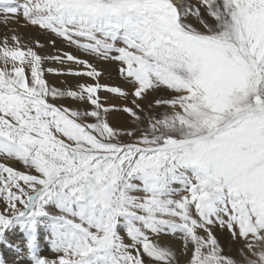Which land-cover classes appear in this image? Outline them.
Returning <instances> with one entry per match:
<instances>
[{
    "label": "snow or ice",
    "instance_id": "6c2138e0",
    "mask_svg": "<svg viewBox=\"0 0 264 264\" xmlns=\"http://www.w3.org/2000/svg\"><path fill=\"white\" fill-rule=\"evenodd\" d=\"M0 13L48 37H0V264H264V0Z\"/></svg>",
    "mask_w": 264,
    "mask_h": 264
},
{
    "label": "bare ground",
    "instance_id": "6f19581e",
    "mask_svg": "<svg viewBox=\"0 0 264 264\" xmlns=\"http://www.w3.org/2000/svg\"><path fill=\"white\" fill-rule=\"evenodd\" d=\"M12 28L17 29V33L19 35L23 36L26 40L31 39V38H35V39H39L43 43L48 42V37L46 35H42L38 30L33 29L31 27L25 28V27H21L19 25L12 24V23H9L7 26H5L4 15L2 13H0V37L4 36L5 34L11 35L12 34L11 29ZM62 47H63V51H65V52H71L73 54L80 55L82 58H87L84 56V54L79 53L74 47H69L67 45H63ZM47 53H54V49H52L50 47L46 48L44 50L43 54H47ZM98 63H99V66L101 68H103L104 72H105V78L101 81L102 83L113 85V86L119 85L123 88L130 90L131 86L127 85L122 80V78L118 75L117 66L115 64H108V63H103V62H98ZM48 66H51L54 68L62 67L58 64L51 63V62L46 64V67H48ZM63 67L66 70L67 66H63ZM46 78L50 84H52L53 86H56L58 88H62V89L66 88L68 86H76L80 82H89V83L91 82L89 80L78 81L76 78H73L71 76H56L54 74H46ZM107 95H109V94L103 93V92L101 93L102 97L107 96ZM113 103H115L118 106L124 104V102L120 101V100L113 101ZM65 104L69 107L74 106V105H72V103L70 101H65ZM124 118L126 120V117H123V116L111 117L112 122L116 125L123 123L125 121V120H123ZM220 231H222V230H220ZM174 243L176 244V247L179 249L180 243L178 242V240L174 241ZM46 255L50 256V254H46ZM7 257H8L7 259L9 261H11L14 258L12 253H7Z\"/></svg>",
    "mask_w": 264,
    "mask_h": 264
},
{
    "label": "rangeland",
    "instance_id": "374dc122",
    "mask_svg": "<svg viewBox=\"0 0 264 264\" xmlns=\"http://www.w3.org/2000/svg\"><path fill=\"white\" fill-rule=\"evenodd\" d=\"M50 63V62H49ZM123 120H125V118L123 119ZM217 234L218 235H220L221 236V239L225 242V246L227 247V241H228V234L226 233V232H222V231H220L218 228H217ZM179 242V241H178ZM239 248V245H233L232 246V252H231V254L232 255H235L236 254V249H238ZM178 249V248H177ZM46 254H50V256H52L53 254L52 253H50V252H47ZM45 254V255H46ZM8 258V257H7Z\"/></svg>",
    "mask_w": 264,
    "mask_h": 264
}]
</instances>
